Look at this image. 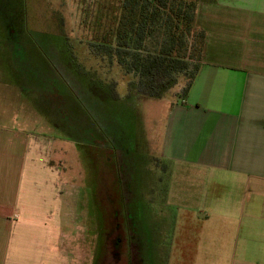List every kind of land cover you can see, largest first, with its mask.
<instances>
[{
  "label": "crops",
  "instance_id": "0c3cea01",
  "mask_svg": "<svg viewBox=\"0 0 264 264\" xmlns=\"http://www.w3.org/2000/svg\"><path fill=\"white\" fill-rule=\"evenodd\" d=\"M204 6L195 18L204 35L198 73L185 97L171 102L162 118L159 157L205 171L224 193L203 195V202H213V212L192 215L198 224L187 231L179 217L175 243L167 247L160 227L159 254L153 259L161 264H264V0H217ZM213 8L225 15L215 27L209 24ZM3 115L0 264H88L90 259L98 264L104 246L88 232V209H73L65 183L57 187L53 182L56 174L66 175L53 163L57 143L34 139L16 115ZM36 185L42 193L33 195ZM185 232L192 233L191 241ZM147 233L152 232L142 231L140 250L145 262L151 259ZM82 247L84 254L78 255Z\"/></svg>",
  "mask_w": 264,
  "mask_h": 264
},
{
  "label": "rangeland",
  "instance_id": "374dc122",
  "mask_svg": "<svg viewBox=\"0 0 264 264\" xmlns=\"http://www.w3.org/2000/svg\"><path fill=\"white\" fill-rule=\"evenodd\" d=\"M206 4L197 5L196 19ZM119 6L120 0H0V112L4 114L2 118L16 115L21 129L34 139L55 140L57 157L53 163L62 167L66 175L59 178L56 174L53 182L57 187L65 183L64 193L72 195L73 209H88V214L95 216L91 212L95 209L91 201L93 190L101 205L111 180L107 174L114 169V163L108 168L105 159H115L123 192H134L137 221H128L131 230L152 232L145 234L151 259L145 262L140 254L141 241H132L136 245H132V250L123 235L118 261L112 250L115 245L110 242L113 235L108 234L112 224L107 226L91 216L85 224L88 232L96 235L94 242L104 246L98 264H161L159 258L153 259L159 254L160 227L165 230V247L175 243L178 218L184 219L182 227L186 231L196 226L197 218L193 216L213 212V202H203V195L222 194L224 187L212 185L205 171L166 163L159 157L160 123L171 102L180 100L187 76L177 74L176 84L162 98H143L131 90L130 84L137 80L134 75H125L115 59L96 56L91 51L90 45L99 40L112 18L118 17ZM209 13L214 18L209 23L212 27L216 22L224 23L222 9L213 8ZM9 31L13 34L7 35ZM149 40H157V33ZM72 62L76 63L75 68ZM85 73L95 83L112 86V91L101 97L103 101L92 94L98 84H94L95 91L89 90L91 78L85 79ZM99 92L103 91L98 89ZM90 118L95 119V129L102 126L106 139L116 133L111 131L115 129L120 136L116 140L125 147L109 151L112 143L99 145L97 137L96 143L89 144L80 132L90 126ZM36 193H42L41 186L33 188L32 194ZM96 214L103 212L98 210ZM107 214L112 216V211L103 215ZM191 235L185 232L188 241ZM84 251L83 248L77 253ZM88 264L94 261L90 259Z\"/></svg>",
  "mask_w": 264,
  "mask_h": 264
},
{
  "label": "trees",
  "instance_id": "16d2710c",
  "mask_svg": "<svg viewBox=\"0 0 264 264\" xmlns=\"http://www.w3.org/2000/svg\"><path fill=\"white\" fill-rule=\"evenodd\" d=\"M202 2L211 4L215 0H120L118 17H113L112 24L104 28L99 40L90 45L91 51L96 56L115 59L125 75H134L137 80L130 84L131 90L143 98L160 99L176 84L177 74L187 76L188 83L181 94L184 98L201 62L204 35L195 29V12ZM154 33L157 40L152 42L149 39ZM87 77L91 78L85 73V79ZM90 81L88 85L94 91L97 88L94 84H98L94 94L98 89L103 91L98 93L100 97L112 91L111 85L95 83L92 78ZM105 161L109 168L115 159L106 157ZM109 172L107 177L111 180L106 193L116 196L120 188L115 164L111 175ZM94 195L93 190L91 201L95 209L91 212L95 216L90 215L108 226L111 214H103L111 211L118 201L113 197L98 205L99 198ZM98 210L103 214H96Z\"/></svg>",
  "mask_w": 264,
  "mask_h": 264
},
{
  "label": "flooded vegetation",
  "instance_id": "af4514ba",
  "mask_svg": "<svg viewBox=\"0 0 264 264\" xmlns=\"http://www.w3.org/2000/svg\"><path fill=\"white\" fill-rule=\"evenodd\" d=\"M12 34L13 33L10 31L7 33V35H12ZM71 66L73 67L72 64H71ZM75 72H76V70H75ZM88 88H89V90L92 89L89 85H88ZM92 94L94 95L93 92H92ZM94 96L97 98V100L99 98V100L103 101L102 98L98 95V92ZM93 120H95V119L90 118V126L87 127V130L82 129V131L80 132V136H83L85 139H87V142L89 144L90 143L91 144L96 143V141L94 139L97 137L99 145H101L102 142H103V145H105V142L108 144V141L112 143L113 146L110 145V148H107V149H109V151H111V150L114 151L117 147L118 148H121V147L124 148L125 147L124 145L120 146L119 139L116 140L117 137L120 138V136H117L118 132L115 131V129L111 130V131L116 132V133L109 134L110 136L107 137V139H106V136L103 134L102 126H100L101 129H100V127L95 129L94 124H93ZM129 143H130V140H129ZM113 163L115 164L116 169H117L116 174L118 175V180H119V181L117 180V182H118V185L120 188V192L116 196H111L110 194H107V196H103V199H105L103 202H105L106 200H110L113 197H115L118 201V204H115L113 206V209H111V211H112V216H111L112 217V223H111L112 227L110 226L111 224L108 225V226H110L108 234L112 233V235H113L112 241H110V242L112 244L114 243L115 246L112 247V250L114 252V255H116L115 258L119 257L118 261H120V257H121V253H122L121 246L124 242V239H122L123 235H126L125 238H126L127 247H131V249L133 250L136 247V245H134L132 243V241L137 239L138 241H141V243H142V236H141L142 231H140V232L136 231V230L132 231L131 226L128 224V221L131 219H134L135 221H137L136 213H135V207H134V203H133V200L135 198L134 192H133V189H130L129 194H126L123 192V187H122L121 181L119 179L120 173H118V167H117L118 165L116 162H113ZM126 198L128 200H126ZM105 206H106V204H105ZM111 211L108 210V212H111ZM103 240H104V238H103ZM134 243L138 244L137 241ZM105 245H106V243H105ZM132 245H134L135 247H132ZM118 247H120L119 250L114 249V248H118ZM140 254H141V252H140ZM129 256H131V254ZM132 257H133V255L131 256V259H132Z\"/></svg>",
  "mask_w": 264,
  "mask_h": 264
}]
</instances>
